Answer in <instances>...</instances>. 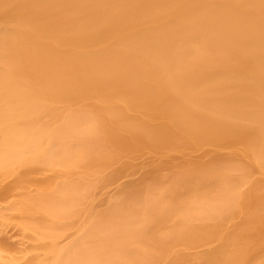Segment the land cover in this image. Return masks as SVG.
<instances>
[{
	"label": "bare ground",
	"instance_id": "1",
	"mask_svg": "<svg viewBox=\"0 0 264 264\" xmlns=\"http://www.w3.org/2000/svg\"><path fill=\"white\" fill-rule=\"evenodd\" d=\"M0 264H264V0H0Z\"/></svg>",
	"mask_w": 264,
	"mask_h": 264
}]
</instances>
